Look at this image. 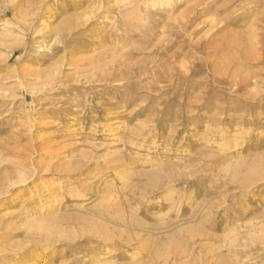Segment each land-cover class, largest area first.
<instances>
[{"label":"rangeland","instance_id":"374dc122","mask_svg":"<svg viewBox=\"0 0 264 264\" xmlns=\"http://www.w3.org/2000/svg\"><path fill=\"white\" fill-rule=\"evenodd\" d=\"M0 264H264V0H0Z\"/></svg>","mask_w":264,"mask_h":264},{"label":"bare ground","instance_id":"6f19581e","mask_svg":"<svg viewBox=\"0 0 264 264\" xmlns=\"http://www.w3.org/2000/svg\"><path fill=\"white\" fill-rule=\"evenodd\" d=\"M9 37H13L14 38V44H18L20 41H23V39H24V37L23 36H21V35H16V36H14L13 34H9L8 35ZM113 173H114V176L115 177H117L119 180L121 179V178H123L125 175H124V173H122V171H120V170H118V169H115V170H113ZM32 177V176H31ZM114 177V178H115ZM21 183H23V182H21ZM152 184V183H151ZM155 184V183H154ZM107 185H109V184H107ZM13 186H15V185H11V187H10V189L13 187ZM110 187V186H109ZM106 188V190L105 191H108V189H107V187H105ZM113 188V187H112ZM110 190V189H109ZM7 193V192H6ZM4 195H5V192H4ZM40 222L42 221V220H39ZM33 224H36V225H38V227L39 228H41L42 227V224L41 223H35V222H31V225H33Z\"/></svg>","mask_w":264,"mask_h":264}]
</instances>
